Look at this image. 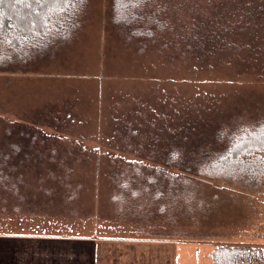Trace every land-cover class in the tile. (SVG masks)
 I'll list each match as a JSON object with an SVG mask.
<instances>
[{"label":"rangeland","instance_id":"374dc122","mask_svg":"<svg viewBox=\"0 0 264 264\" xmlns=\"http://www.w3.org/2000/svg\"><path fill=\"white\" fill-rule=\"evenodd\" d=\"M87 4L88 22L67 63L38 73H0V120L32 125L84 148L78 157L87 164L77 175L92 202L63 215L0 214V235L155 237L183 244L180 251L173 249L172 264H212L209 252L217 242L264 245L262 187L196 177L205 192L222 198L204 227L145 218L140 227L135 216L117 211L109 193V176L134 162L181 173L137 147L153 143L158 118L178 120L167 115L172 110L190 118L198 116L191 112L204 118L231 115L245 124L264 117V0H167L166 29L141 54L125 48L106 27L108 0ZM198 34L201 40L193 42ZM39 118L42 125L32 122ZM142 123L153 125L143 130ZM129 131L140 136L127 142ZM149 251L155 249L146 247L147 258ZM155 258L157 264L166 261L158 253Z\"/></svg>","mask_w":264,"mask_h":264},{"label":"trees","instance_id":"16d2710c","mask_svg":"<svg viewBox=\"0 0 264 264\" xmlns=\"http://www.w3.org/2000/svg\"><path fill=\"white\" fill-rule=\"evenodd\" d=\"M165 3L108 0L106 27L125 48L144 53L166 29ZM87 10V0H0V73H38L67 63L88 22ZM196 36L193 42L201 40ZM191 113L198 116L172 110L167 115H178V120L156 119L161 124L154 121L153 143L137 146L155 163L181 173L134 162L109 176L110 202L118 212L140 222L145 218L204 227L215 218L222 198L205 192L196 177L264 188V117L245 124L231 115L204 118ZM142 125L147 130L153 124ZM126 135L128 142L139 134ZM82 149L32 125L1 119L0 214L33 217L82 211L85 200L92 202L77 175L78 167L87 164L78 157ZM210 258L212 264H264V245L217 242Z\"/></svg>","mask_w":264,"mask_h":264},{"label":"crops","instance_id":"0c3cea01","mask_svg":"<svg viewBox=\"0 0 264 264\" xmlns=\"http://www.w3.org/2000/svg\"><path fill=\"white\" fill-rule=\"evenodd\" d=\"M143 225L142 222L138 224L140 227ZM36 229L39 231L38 228ZM180 244L182 243L160 240L155 237L96 238L52 235L43 231L20 236L0 235V251L4 249V252H0V263L8 264L10 258L12 264H153L152 259H156L155 255L158 253L161 258L166 259L162 261V264H172L176 259L173 249L180 251L183 245ZM188 244L195 247L197 242ZM146 247L155 249L153 252L149 251L148 258L145 257ZM31 252L33 254L30 261L29 253ZM9 254H12V257ZM154 264H157L156 260Z\"/></svg>","mask_w":264,"mask_h":264}]
</instances>
